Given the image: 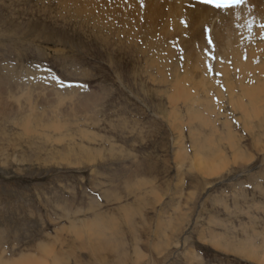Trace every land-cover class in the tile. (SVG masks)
Masks as SVG:
<instances>
[{"label":"rangeland","instance_id":"obj_1","mask_svg":"<svg viewBox=\"0 0 264 264\" xmlns=\"http://www.w3.org/2000/svg\"><path fill=\"white\" fill-rule=\"evenodd\" d=\"M65 1L0 0L2 264H264V0Z\"/></svg>","mask_w":264,"mask_h":264},{"label":"bare ground","instance_id":"obj_2","mask_svg":"<svg viewBox=\"0 0 264 264\" xmlns=\"http://www.w3.org/2000/svg\"><path fill=\"white\" fill-rule=\"evenodd\" d=\"M50 1H55L57 3H59V6H61L63 9L67 10L68 8V5H67V2L65 0H50ZM173 2V1H172ZM175 4V8H174V13H180V10L177 9V8H181L182 5H185L187 7H191V8H196V7H207L215 12H226V11H230L231 9H226L225 11H223L224 9H215L213 7H210V6H207V5H204L202 3H197L196 1H193V0H174L173 2ZM174 6V5H173ZM77 16H74L73 20L76 19ZM34 38V37H33ZM215 171V169L213 170L212 168H209L207 170L208 174H213ZM0 264H2L1 262V259H0Z\"/></svg>","mask_w":264,"mask_h":264},{"label":"snow or ice","instance_id":"obj_3","mask_svg":"<svg viewBox=\"0 0 264 264\" xmlns=\"http://www.w3.org/2000/svg\"><path fill=\"white\" fill-rule=\"evenodd\" d=\"M245 2L246 0H200V3L215 9H228L233 5H241ZM261 27H264V25H261Z\"/></svg>","mask_w":264,"mask_h":264}]
</instances>
